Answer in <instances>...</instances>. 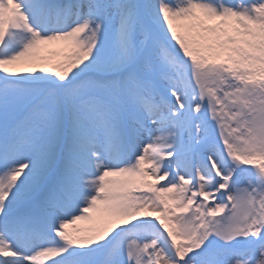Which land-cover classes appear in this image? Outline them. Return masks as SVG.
Returning <instances> with one entry per match:
<instances>
[{
	"label": "snow or ice",
	"instance_id": "6c2138e0",
	"mask_svg": "<svg viewBox=\"0 0 264 264\" xmlns=\"http://www.w3.org/2000/svg\"><path fill=\"white\" fill-rule=\"evenodd\" d=\"M0 264H264V0H0Z\"/></svg>",
	"mask_w": 264,
	"mask_h": 264
}]
</instances>
